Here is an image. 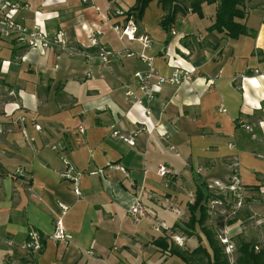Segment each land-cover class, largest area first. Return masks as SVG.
I'll use <instances>...</instances> for the list:
<instances>
[{
  "label": "crops",
  "instance_id": "crops-1",
  "mask_svg": "<svg viewBox=\"0 0 264 264\" xmlns=\"http://www.w3.org/2000/svg\"><path fill=\"white\" fill-rule=\"evenodd\" d=\"M9 1L22 5L18 21L60 33L75 53L0 39V264H184L161 244L209 264L193 253L211 255L190 226L198 196L208 217L237 213L214 230L225 253L241 218L264 220V0L242 1L236 38L210 28L213 2L168 20L158 0L141 12L137 0ZM129 19L134 40L113 29ZM102 48L120 55L104 63ZM149 67L192 79L147 100L134 74ZM58 219L66 239L53 237Z\"/></svg>",
  "mask_w": 264,
  "mask_h": 264
},
{
  "label": "built area",
  "instance_id": "built-area-1",
  "mask_svg": "<svg viewBox=\"0 0 264 264\" xmlns=\"http://www.w3.org/2000/svg\"><path fill=\"white\" fill-rule=\"evenodd\" d=\"M22 8L19 2H11L9 0H0V39H7L19 42L30 49L46 50L51 47H57L60 49H66L71 54L75 53L74 50L65 47V42L60 33L48 35L38 24H34L28 27L18 21L15 18V14ZM114 31L125 36L128 40L135 39L136 25L134 20H127L126 24L121 28L118 26L113 27ZM144 47L149 46V38L146 35H140L137 38ZM127 56L131 55L130 52H126ZM99 57L104 63H108L110 59L114 56H119V52H114L102 48L99 50ZM142 59L145 57L140 56ZM146 60V59H145ZM148 65H150L148 63ZM192 79V74L183 68H174L170 75L163 76L159 74L156 70L149 67L145 71L136 72L134 74V84L143 92V95L148 100L150 99L154 92L158 91L162 85L170 84L178 86L184 82H188ZM126 96H133L131 91H126ZM135 98V97H134ZM134 101L137 103H142L141 98H135ZM148 112V110H146ZM82 130V128H80ZM169 173L168 168L164 165H160L157 169V174L161 177L167 176ZM67 206L63 207L65 211ZM133 220L138 222L143 216V209L134 204L130 209ZM53 237L55 239H66L67 234L65 233L62 221L58 219L54 225ZM10 243V242H9Z\"/></svg>",
  "mask_w": 264,
  "mask_h": 264
},
{
  "label": "trees",
  "instance_id": "trees-1",
  "mask_svg": "<svg viewBox=\"0 0 264 264\" xmlns=\"http://www.w3.org/2000/svg\"><path fill=\"white\" fill-rule=\"evenodd\" d=\"M140 7V12L144 8V6L150 0H137ZM163 6H169L168 20L173 19L174 15L178 12L179 9H187L191 7L194 11L200 12V6L203 2H213L216 3V12L214 15V21L210 28L222 33L225 37L228 38H236L241 34L246 32V26L242 19L245 17V12L242 8H240V4L244 0H191L189 5H185L184 0H158ZM202 197L195 199L193 203L192 210L198 208L199 216L192 218V223L190 226L193 227L194 223H198V225L202 228L204 234L208 238L210 247H211V255L204 248H196L193 250V253L197 252L203 253L207 262L209 264H264V248H259L258 251L254 250V244L250 241L239 240L236 248L237 255L235 259L230 262L228 257L226 256L222 246L219 244L216 239V232L208 228L205 224V221L208 219L207 210L203 203H201ZM235 221V218H232L228 221V223H232ZM221 225V224H220ZM161 250L166 251L169 255L178 256L184 264H189V258L182 251H176L175 249H171L169 245L161 244ZM31 252V249H29ZM198 262H194L193 264H203L201 258L197 260ZM191 264V263H190Z\"/></svg>",
  "mask_w": 264,
  "mask_h": 264
},
{
  "label": "rangeland",
  "instance_id": "rangeland-1",
  "mask_svg": "<svg viewBox=\"0 0 264 264\" xmlns=\"http://www.w3.org/2000/svg\"><path fill=\"white\" fill-rule=\"evenodd\" d=\"M185 5H189V2L191 0H184ZM231 206V205H230ZM226 206L228 209H224L221 206L212 207L209 210V217L207 220L206 226L210 228L211 230H217V227L223 225V223H228L229 220H231L237 213H233V207ZM243 212V207L239 209ZM248 212V211H246ZM243 216V215H239ZM221 224V225H220ZM238 224L240 225V228H242V232L240 235L238 234H232L230 241H232L233 245H230L229 252L225 253L228 257V260L232 262L236 255V248L237 244L240 239L250 241L254 245H257L259 248H264V220L256 219L255 217L246 215L244 218H241L240 222L238 221ZM218 236V234H217ZM175 259H171L170 262H174ZM170 262L168 264H170ZM175 264V263H174Z\"/></svg>",
  "mask_w": 264,
  "mask_h": 264
}]
</instances>
